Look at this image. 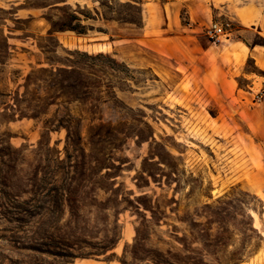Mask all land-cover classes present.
I'll return each mask as SVG.
<instances>
[{"label": "rangeland", "instance_id": "rangeland-1", "mask_svg": "<svg viewBox=\"0 0 264 264\" xmlns=\"http://www.w3.org/2000/svg\"><path fill=\"white\" fill-rule=\"evenodd\" d=\"M59 1L0 0V264H264L235 44L264 38L201 0Z\"/></svg>", "mask_w": 264, "mask_h": 264}, {"label": "crops", "instance_id": "crops-1", "mask_svg": "<svg viewBox=\"0 0 264 264\" xmlns=\"http://www.w3.org/2000/svg\"><path fill=\"white\" fill-rule=\"evenodd\" d=\"M201 4L204 8L202 14L207 18L209 9L214 11L215 8H218L220 13L225 12L231 15L246 31L254 30L257 36L264 38V0H201ZM235 44L237 49L243 53L244 59L251 58L256 66L264 69V46L258 43L249 46L243 42L248 47L245 51L239 41H235ZM250 77L253 87L259 82L264 85V79Z\"/></svg>", "mask_w": 264, "mask_h": 264}, {"label": "built area", "instance_id": "built-area-1", "mask_svg": "<svg viewBox=\"0 0 264 264\" xmlns=\"http://www.w3.org/2000/svg\"><path fill=\"white\" fill-rule=\"evenodd\" d=\"M225 33L224 26L217 21L212 22L207 28V34L210 37H220ZM259 101L264 103V91L258 95Z\"/></svg>", "mask_w": 264, "mask_h": 264}, {"label": "trees", "instance_id": "trees-1", "mask_svg": "<svg viewBox=\"0 0 264 264\" xmlns=\"http://www.w3.org/2000/svg\"><path fill=\"white\" fill-rule=\"evenodd\" d=\"M59 2L64 3V2H66V0H60ZM74 18L79 19V17L77 15H74ZM66 29L74 30L79 34L85 33V31L83 29H80L78 26H69V25H65V24L59 26V29H56V30H66Z\"/></svg>", "mask_w": 264, "mask_h": 264}, {"label": "bare ground", "instance_id": "bare-ground-1", "mask_svg": "<svg viewBox=\"0 0 264 264\" xmlns=\"http://www.w3.org/2000/svg\"><path fill=\"white\" fill-rule=\"evenodd\" d=\"M234 46V45H233ZM242 47H243V49L245 50V51H247V49H248V47L246 46V45H244V44H242ZM234 48V47H233ZM235 53V52H234Z\"/></svg>", "mask_w": 264, "mask_h": 264}]
</instances>
